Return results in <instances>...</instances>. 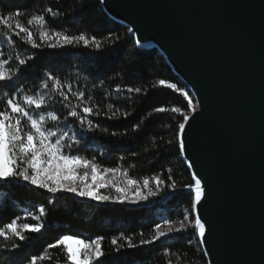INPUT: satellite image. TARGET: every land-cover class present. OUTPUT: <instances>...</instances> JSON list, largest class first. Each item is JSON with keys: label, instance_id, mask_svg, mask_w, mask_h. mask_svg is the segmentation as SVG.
I'll use <instances>...</instances> for the list:
<instances>
[{"label": "trees", "instance_id": "1", "mask_svg": "<svg viewBox=\"0 0 264 264\" xmlns=\"http://www.w3.org/2000/svg\"><path fill=\"white\" fill-rule=\"evenodd\" d=\"M49 8L58 13L55 18L46 11ZM17 11L21 22L31 28L38 42L39 28L34 21L28 25V19L44 15L49 30L95 36L101 48L42 46L32 49L14 36L6 40L7 32L0 30V51L5 58L35 56L17 79L0 86V99L17 88L31 94L46 72L72 82L81 90L87 89L94 99H103L101 107L106 115L91 117L94 124H99L93 131H85L86 125L72 120L68 130L76 132L82 142L79 147L65 151L93 160L101 169H119L110 178L118 184L124 182L122 173L127 170L129 178L138 182L158 175L165 185L160 195L147 201L119 204L77 198L65 192L53 195L20 180L0 181V222L18 216L21 223H36L31 215H39L40 207L46 213L39 221L44 225L41 232L27 234L24 242L17 241L21 247L16 251L10 250L12 242L0 240V247L9 245V250H0V264H26L28 257L42 253L44 259H38L36 264H48L47 257L57 256L61 249L47 251V245L63 234L85 239L103 237V264H207L199 238L195 236L190 194L184 188L191 181V173L182 160L179 143V124L190 109L181 92L167 85L176 84L177 89L188 94L192 104L194 100L164 57L157 50L137 48L129 29L105 13L101 0H0V13L5 17ZM21 37L27 39L23 34ZM161 80L165 83L160 84ZM117 87L121 89L119 93L115 91ZM128 87H139L141 92L128 93ZM108 104H112L113 110H119L117 118H108L111 116ZM159 107L165 111L157 113L155 109ZM173 108L180 111L173 112ZM169 176L177 184L175 192L167 187ZM115 194L114 189H109L105 195ZM185 215L190 216L187 231L140 245L141 239L152 237L156 224L171 220L173 226L178 225ZM122 236L131 237L139 246L128 248L121 241L116 250L110 241Z\"/></svg>", "mask_w": 264, "mask_h": 264}, {"label": "water", "instance_id": "2", "mask_svg": "<svg viewBox=\"0 0 264 264\" xmlns=\"http://www.w3.org/2000/svg\"><path fill=\"white\" fill-rule=\"evenodd\" d=\"M196 104L179 143L202 180L207 264H264V0H101ZM184 123V121H183Z\"/></svg>", "mask_w": 264, "mask_h": 264}, {"label": "snow or ice", "instance_id": "3", "mask_svg": "<svg viewBox=\"0 0 264 264\" xmlns=\"http://www.w3.org/2000/svg\"><path fill=\"white\" fill-rule=\"evenodd\" d=\"M55 18L58 13L51 8L46 10ZM20 13L9 12L5 17L0 13V26L7 32L6 40H12L13 36L26 43L32 49L46 46L49 49L68 47L101 48L100 42L95 36L89 38L84 34L69 35L63 31L49 30L46 17L36 15L28 19V25L33 21L39 28V42L29 26H25L19 19ZM15 19V24L13 20ZM21 34L27 37L23 40ZM35 56L26 55L23 58L16 56L13 60L4 57L0 51V86H7L17 79L24 68L34 61ZM15 65V67H13ZM41 82L36 89L28 94L23 88H17L14 92L5 93L0 99V181L20 180L37 189L46 190L55 195L58 192L71 193L77 197L88 198L97 202H112L119 204H137L147 201L150 197H156L163 191L165 181L160 176L151 179L144 178L142 183L129 178L127 170L123 171L125 177L123 183H116L108 179V175L115 176L120 172L117 168H103L93 160L80 155H71L65 149L79 147L82 138L76 132L68 130V124L74 120L84 126L85 131H93L99 128L91 117L100 116L103 112L101 104L103 99H94L93 94L87 89L81 90L74 87L72 82L62 80L57 75L46 72L40 78ZM164 84L165 81H159ZM168 88L180 91L184 99L188 101V107L195 111L187 93L177 89L176 84H168ZM121 91L119 87L115 89ZM128 93L141 92V88L128 87ZM59 105V109L56 106ZM111 111L109 119L118 117V109L113 110L112 104H108ZM157 113H163L165 108H156ZM173 112H179V108H173ZM125 115H128L127 113ZM188 116H184V123L179 124V134L185 131ZM107 131V129H104ZM115 135V133H113ZM180 150L185 151V145L180 144ZM123 159V158H121ZM83 169V174L80 170ZM89 177L90 181L89 182ZM167 187L175 192L177 184L171 176ZM153 183L155 187L153 188ZM191 199V212H197V206L205 197V188L201 178L192 175L191 181L184 186ZM101 189H114L115 195L101 194ZM39 215H31V220L36 223L20 222L17 216L8 221L0 222V240L10 241V250L16 251L21 247L19 242L26 240L27 234L39 233L44 227L39 222L45 213V209H38ZM190 216L185 215L179 221L178 227H173V221L164 220L162 224H156L154 234L150 239H141L140 245L153 244L163 237L170 236L173 232L187 231L190 226ZM195 236L201 240L205 237V224L197 216L194 220ZM163 229V230H162ZM103 237L85 239L79 235L63 234L58 236L53 243L47 245V251L61 249L57 256L49 255L48 264H103L101 258L105 256ZM124 241L128 248H136L131 237L113 238L110 243L119 250L120 242ZM0 250H9V245L4 244ZM43 260V253L39 256L32 255L27 258L26 264H36L37 260Z\"/></svg>", "mask_w": 264, "mask_h": 264}, {"label": "rangeland", "instance_id": "4", "mask_svg": "<svg viewBox=\"0 0 264 264\" xmlns=\"http://www.w3.org/2000/svg\"><path fill=\"white\" fill-rule=\"evenodd\" d=\"M193 105H195V109H196V104H195V102H194ZM83 172H84V170L81 169V170H80V173L83 174ZM111 177H112V175L109 174L107 178L110 179ZM89 182H91V181H90V177H89ZM108 191H109V189H101V190H100L101 194H107ZM70 194H71V193H70ZM72 195H73V194H72ZM73 196H75V195H73ZM75 197H77V196H75ZM77 198H81V197H77ZM84 199H88V198H84ZM88 200H90V199H88ZM91 201H93V200H91ZM95 202H97V201H95ZM186 223H188V222H186ZM178 226H179V224H178V225H174L173 227H178ZM162 230H163V229H162ZM182 232H183V231H182ZM175 233H180V232H173L172 234H175ZM172 234H171V235H172Z\"/></svg>", "mask_w": 264, "mask_h": 264}]
</instances>
